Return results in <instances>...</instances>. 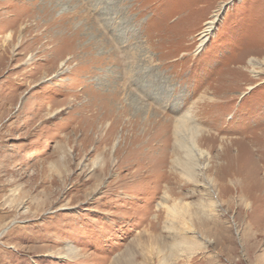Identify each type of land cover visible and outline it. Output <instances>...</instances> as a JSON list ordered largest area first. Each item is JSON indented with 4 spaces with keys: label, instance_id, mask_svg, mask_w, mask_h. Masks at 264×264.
Listing matches in <instances>:
<instances>
[{
    "label": "rangeland",
    "instance_id": "374dc122",
    "mask_svg": "<svg viewBox=\"0 0 264 264\" xmlns=\"http://www.w3.org/2000/svg\"><path fill=\"white\" fill-rule=\"evenodd\" d=\"M129 262L264 264V0H0V264Z\"/></svg>",
    "mask_w": 264,
    "mask_h": 264
},
{
    "label": "bare ground",
    "instance_id": "6f19581e",
    "mask_svg": "<svg viewBox=\"0 0 264 264\" xmlns=\"http://www.w3.org/2000/svg\"><path fill=\"white\" fill-rule=\"evenodd\" d=\"M212 24H213V22L211 21V22H209L208 23V26H207V28H206V30L204 31V34L202 35V38H205V37H207L208 36V33L210 32V30H211V28H212ZM186 128V122H181V125H179L178 123H177V126H176V138H177V141L179 140L178 138V130H181V129H185ZM187 129V128H186ZM185 129V130H186ZM190 130V129H189ZM188 131V130H187ZM195 132H197V131H195ZM199 134V133H198ZM192 147H191V149H190V154L192 155L191 157L192 158H196V156H200L199 158L201 159V157L203 156H205V154H206V152H204V151H202V150H200L198 147L199 146H197V140H196V137H194V134L192 135ZM183 139V138H182ZM182 141V140H181ZM177 143H179V141L177 142ZM181 145V144H180ZM189 147V146H188ZM167 150H169V149H167ZM167 150H166V146H165V151L167 152ZM188 150V149H187ZM164 151V152H165ZM165 152V153H166ZM173 153V152H172ZM193 153H194V155H193ZM170 153L169 154H167L166 153V155L164 156V159L162 160V164H161V166H162V173H163V176L164 177H169V179H171L172 180V182H175V181H178V171L179 170H181L182 171V173H183V175L184 176H186V177H188L190 180H192V179H194L195 178V176H196V173H197V169L199 170V166L198 165H194V164H192V161H190V160H188V161H183L182 159H180V158H178V152H176V155H174V157H173V160L171 159V161H169L168 159H167V157L169 158L170 156ZM173 155V154H172ZM193 156H195V157H193ZM171 164V165H170ZM168 167H170V169H169V171H167L168 170ZM199 167V168H198ZM178 168H179V170H178ZM184 170V171H183ZM200 172V171H199ZM163 176H162V178H163ZM162 178H160V180L156 183V187H154V188H156V191H155V193H157V192H159V190L163 187L162 185H161V183H163V180H164V178L162 179ZM157 185H158V188H157ZM170 185V184H169ZM158 194V193H157ZM172 195H173V193H172V190L170 189V187H167L166 186V189L163 191V198H162V203H161V206L163 205H166L167 204V202H168V200L170 199V198H172ZM211 196V195H210ZM214 200V199H213ZM214 202V201H213ZM212 204V203H211ZM170 208V210H171V213H169L170 215H171V225H172V228L174 227V221L177 219V217L178 218H180L181 219V222H182V225H184L185 226V231L187 232V234L188 233H191V232H193V230H194V227H193V225L191 224V222L190 221H188L187 219H186V214H187V210L184 208V207H181L180 206V204L178 203V202H176L174 205H172V206H170L169 207ZM178 220V219H177ZM206 221V220H205ZM171 228V229H172ZM175 228V227H174ZM185 232V233H186ZM176 235H177V233H176ZM179 235V234H178ZM181 236V235H180ZM181 239V238H180ZM183 239L185 240V241H188V243H191V240H192V238H190V237H188V236H183ZM177 241V240H176ZM178 242V241H177ZM180 242H181V240H180ZM187 244V243H186ZM176 246V245H175ZM126 264H134L133 262H129V263H126Z\"/></svg>",
    "mask_w": 264,
    "mask_h": 264
}]
</instances>
